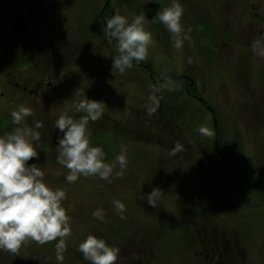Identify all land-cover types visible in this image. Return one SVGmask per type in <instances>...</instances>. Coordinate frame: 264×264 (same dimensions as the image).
Returning a JSON list of instances; mask_svg holds the SVG:
<instances>
[{
  "label": "rangeland",
  "instance_id": "obj_1",
  "mask_svg": "<svg viewBox=\"0 0 264 264\" xmlns=\"http://www.w3.org/2000/svg\"><path fill=\"white\" fill-rule=\"evenodd\" d=\"M65 1L68 0H63V3ZM86 1L87 3L85 0H71L73 7H66L67 5L62 3L63 24L70 22L69 27L74 28L75 31L76 24L81 23V19L86 23L91 22L94 15L90 14V11H94L96 5L93 7V0ZM100 2L102 3L101 0ZM129 2L130 0H111L107 17L117 10L127 15L129 19L136 15L144 16L145 28L151 32L155 41L149 46L146 57L152 63L153 69L161 77L166 74L173 75L171 79L165 80L167 83H172L171 87L179 83L175 76H187L189 84L195 85L199 97L198 104L196 98L195 100L193 97L183 95L189 106L195 105L200 108L201 101H206L205 107L214 109L221 128L226 132L225 136L232 140V143H236L243 156L258 157V164L261 166L259 171L264 179V56L256 55L252 50L254 41L264 45V0H180L183 7L181 21L184 30L191 29L188 33L189 39L183 41L180 49L174 46L173 34L158 20L153 22L152 19L158 10L168 6L171 0ZM199 20L204 25L211 24L214 27L216 33L212 38H203L204 33L198 26ZM194 21H197L195 25ZM73 34L70 33L68 37L75 42L86 39L83 33ZM97 39L99 42L91 49L89 55L91 58L77 54L76 60L83 62L75 64L71 72L78 75L75 78L79 83L70 85L66 79H63L67 90L58 86L59 91H49V94L47 92V95L41 98L11 96L5 83L0 82V114L9 113L20 104L29 106L33 113L39 111L42 114L26 118L29 126H34L36 121L42 124V127L37 129L41 138L38 142H34L38 156L27 163L38 164L45 173L44 180L47 184L52 188L64 190L65 199L62 205L66 204L67 208L71 206L73 211L70 214L64 207L69 217L70 234L64 238L62 261L56 259V243L59 237L43 244L27 239L17 252L11 253L12 256H26L32 264H69L71 261L74 262L73 259L77 264H82L83 262L75 254L77 250L79 251V243L88 234L97 237L108 236L110 239L120 241L129 247L127 249L131 252L130 249H134L135 245L128 242L127 237L131 241L134 238L137 242L142 236L149 242L152 230L155 232L151 234L155 233L159 237L160 231L166 232V225H170L169 229L175 234V238L171 240L173 243L169 241L168 243L171 244L166 245L163 238L159 239V242L163 247L166 245L169 251L183 253L184 264L186 261L188 264H195L198 251H193L190 241L187 240L198 236L196 233L192 234V230L198 227L212 230L211 227L222 225L221 228L233 227L232 236H235L237 230L240 240L235 255H231L229 246L224 244L221 246L222 259H227L226 261L233 259L236 264H264V201L255 199L254 192L242 181L246 177L245 169L243 164L231 161L237 160L236 158L221 160V167H217L218 161L214 163V159L206 160L207 166L210 164V167L201 169L202 175L198 172L193 175L190 173V167L194 165L192 161L197 159H189L188 154L183 150L174 148L175 143L181 148L185 143L182 138H176L174 143L168 139L167 143L152 135L137 139V135L131 132L126 139V136L117 133L115 140L118 146H124L127 157V166L122 175L115 174L120 171L117 165L110 182L100 179L99 176L83 175L78 176L73 182L66 181L65 177L69 170L58 162L57 136L62 133L56 129L55 120L65 110L74 116L80 115L72 107L75 97L71 96V93L74 90L85 92L90 98L104 101L109 112L116 111V117L121 114L124 120L133 109L143 107L142 102L151 99L153 95L151 88L144 84V81L147 82L146 78H150L146 70L141 67H132L123 74L114 70V80H119V83L109 81L102 67L107 60L103 55H111L112 60V55L117 53L111 43L102 42V37ZM89 43L92 46L96 44L91 43V40L83 44L87 46ZM67 59L74 60L70 57ZM88 60L89 62H86ZM54 82L55 79L53 84ZM56 85L58 84H54ZM75 86L77 88H74ZM152 87L156 88L155 83ZM60 92H65L62 97L52 94ZM189 113L194 117L197 110L194 109ZM43 115H48L50 120L47 117L44 120ZM203 118L204 121L198 126L191 125L186 118L182 126L190 129H199L203 126L212 132V114L205 111ZM104 119L102 116L92 121V127L96 125L94 133L103 130L100 122L107 123ZM106 126L110 127V124ZM14 127L15 125L8 131ZM111 128L115 129V126ZM194 134V141L204 148L205 153L213 149L215 145L212 143V135L204 137L196 132ZM190 155H192L191 151ZM145 161L151 162V166ZM186 179L189 183L185 181ZM153 187L161 192L159 205L154 207L147 205V199L142 200L145 197L144 193L150 192ZM185 194L193 195L194 203L184 207L177 206L180 202L177 200L185 199ZM114 200H119L125 205L123 213L113 207ZM197 201L200 206L195 204ZM97 209L102 211L103 219L92 215ZM185 210L189 211L187 214L189 216L181 215ZM190 216L192 218H189ZM139 225L143 226L140 232L133 228ZM179 226L186 230V236H183V230L177 232ZM105 229L117 234H107ZM103 231L104 233H100ZM186 241L189 242L188 245ZM163 255L165 256V253ZM226 261L222 264H229ZM7 262L11 264L9 259ZM29 262L26 260L24 264H30Z\"/></svg>",
  "mask_w": 264,
  "mask_h": 264
},
{
  "label": "clouds",
  "instance_id": "obj_2",
  "mask_svg": "<svg viewBox=\"0 0 264 264\" xmlns=\"http://www.w3.org/2000/svg\"><path fill=\"white\" fill-rule=\"evenodd\" d=\"M183 7L180 0H171L168 6L159 9L152 18L153 22L162 23L174 36V46L182 47L183 41L189 39V28L184 30L181 17ZM102 31L109 40H115L116 55H112V70L123 74L133 67V61L139 63L146 59L149 46L154 44L152 34L145 28L143 15L121 14L119 10L105 18ZM252 50L256 55L264 56V45L254 41ZM114 72V74H115ZM106 106L105 102L90 98L85 92H76L72 107L74 116L67 110L61 112L55 120L56 129L62 135L57 136L58 162L69 170L65 179L75 181L78 176H99L109 180L114 169L119 166L116 175H122L127 166L124 146L115 158L109 162L100 145L90 143V121L98 120ZM33 115L25 104L18 105L11 111V122L15 125L11 131L0 134V250L15 253L27 239L45 243L60 239L56 243V259H64V238L70 234L69 217L62 201L65 192L52 188L44 180V171L36 163H27L38 156L34 142L41 134L42 127L36 121L34 126L26 123V118ZM204 136L212 133L206 127H199ZM148 203L156 206L161 192L153 187L146 194ZM116 211L123 213L125 205L119 200L113 201ZM93 216L103 219V213L97 209ZM79 251L91 264H115L119 248L108 244L102 237L88 234L80 243Z\"/></svg>",
  "mask_w": 264,
  "mask_h": 264
},
{
  "label": "flooded vegetation",
  "instance_id": "obj_3",
  "mask_svg": "<svg viewBox=\"0 0 264 264\" xmlns=\"http://www.w3.org/2000/svg\"><path fill=\"white\" fill-rule=\"evenodd\" d=\"M70 1L68 0L63 3V0H0V82L3 81L5 83L4 85L7 86L9 95L41 98L43 95L46 96L47 92L49 94V91H59L57 89L58 86L61 89L67 90L63 79H66L70 85L79 83L75 78L78 75L71 72L75 64L83 62L76 60L77 54L79 56L86 55V57L88 56L87 58H91L89 56L91 49L96 47L99 42L97 37H102V42L111 43L112 48H115V40L107 39L102 31V25L106 18L104 16L105 6H107L109 0H101L102 3L100 0L92 1L93 7L96 5L95 10L98 11V21H96L98 25L96 28H92L91 22L87 23L89 25H86L84 28L83 25L86 21L81 19L82 22L76 24L77 28L75 31L74 28L69 27L70 22L68 20L69 23L63 24L62 22V3L63 5H67L66 7H73ZM85 2L87 3L86 0ZM98 2L101 4H98ZM85 6L87 7V5ZM256 14L260 15V13ZM81 25L84 29L79 28ZM70 33H74L75 35L83 33L86 39L76 40L75 42L73 39H69ZM89 40H91V43L95 42L96 44L92 46L89 43L85 46L83 43L89 42ZM69 57L74 58V60L69 61L67 59ZM103 57L107 58L102 65L107 73V79L115 81L118 84L119 80H114L115 75L112 70L111 55L106 54ZM86 62H89V60ZM53 79H55L54 84L58 85L54 86ZM150 80L154 81L153 79ZM186 80L190 83L188 79ZM43 83L44 86H42ZM74 88H77V86ZM76 92L80 91L74 90L71 96L75 97ZM64 93L52 94L62 97ZM3 94L4 92L1 93V95ZM193 96L199 100L197 95ZM33 115L41 116L42 114L38 111V113H33ZM45 117L48 118V115H43L44 120H46ZM48 119L50 120V118ZM184 142L181 146H184L185 154H188L189 159H192L188 147L189 143L185 139ZM199 147L201 148V145ZM195 161H204L205 163L206 159H197ZM140 226L132 227L140 232V229L143 228V226ZM150 226L152 229V225ZM166 226L167 229L170 228V225ZM216 226L211 227L213 228L212 230L207 227H203V229L199 227L194 228L192 234L195 235L196 233L198 236L194 239H187L192 245V250L198 251V259L195 264L224 263L227 259H222L221 246L223 244L231 248V255H235V250L240 242L237 230H235V236H232L233 227L221 228L222 225ZM118 229L121 231L120 227ZM105 230L107 234H117V232H112L110 229ZM151 232L149 242L142 236V238H138L137 242L133 237H131L133 238L132 241L127 237L128 242L135 245L134 249H130L132 250L131 252L127 249L129 247L120 243V241L110 239L108 236L102 238L108 244L119 248L118 259L115 264H184L183 253L169 251L168 248L163 249V246L158 244L159 237L155 233H152V235ZM188 244L189 242L186 241V245ZM163 253H165V256ZM77 254L83 256L78 250L75 254L77 258H81L87 262L84 257H80ZM73 260L74 262L71 261L70 264H77L75 259ZM226 262L236 264L233 259L230 261L228 259ZM87 264H90V261ZM186 264H188L187 261Z\"/></svg>",
  "mask_w": 264,
  "mask_h": 264
},
{
  "label": "trees",
  "instance_id": "obj_4",
  "mask_svg": "<svg viewBox=\"0 0 264 264\" xmlns=\"http://www.w3.org/2000/svg\"><path fill=\"white\" fill-rule=\"evenodd\" d=\"M135 0H130L129 3H132ZM111 0L108 1L107 6L105 8L106 11H104V16L107 17L109 14L108 11L110 10V4ZM109 5V6H108ZM108 7V8H107ZM90 14H93L96 19H92L91 24L93 27L96 28L98 23V11L94 9L90 11ZM197 22V21H196ZM194 21V25L196 24ZM199 23V29L204 33L203 38L209 39L212 38L216 31H214V27L210 24L209 26L206 24L204 25L201 20L198 21ZM86 25H89L87 23H84V28ZM100 25V21H99ZM83 26H79V28H83ZM202 33V34H203ZM201 34V35H202ZM206 37V38H205ZM116 43V42H115ZM133 67L138 68L141 67L143 70H146V73L148 74V77L150 79H153L154 81H151L150 79H147V82L144 81V84H147V87L149 89L151 88V92H153V95H151V99H147V101L142 102L141 105L143 107H139L138 109H133L131 111V114L127 115V119L122 118L121 114L116 117V111L115 113H109L108 108L105 106L103 113L101 117L103 116L105 119V124L100 122V125L102 126L103 130L101 129L97 133L95 132V127H92V121L89 122V128L91 129V136H90V143L93 145H100L103 147V150L106 154L105 159L107 161H111L110 159H114L115 156L120 153L121 146H118L116 139V134L119 133L121 135H124L126 139H128V136L132 132V134L137 135V139H142L143 137H148L149 135L156 136L158 140L166 141L168 143V139H171L174 143L176 138H182L183 140L187 139L186 141L189 143V151L192 152V158L193 159H202L205 158L206 160H213L216 163L217 167H221V160H227V159H237V160H231L232 162L236 161V163L243 164V169H245L246 177L242 181L247 185L246 187L251 189L252 192H254L253 197L257 200H263L264 201V179L261 175V171L259 164H258V157H245L243 156L240 148L236 145V143H232V140L227 138L226 132L223 131V129L220 126L218 117L215 113L216 118V125L212 121V143H214V140L216 138L218 149L220 153L222 154L219 156L213 147L210 152L205 153L204 148L201 146V148L198 146L199 144L194 141L193 135L194 133H198L201 135L198 129H190L185 128L182 126V123L188 118L191 125L198 126L204 121L203 118V112L208 111L206 106V101H201L202 104L199 106L190 105L189 102L184 99L183 95H187L190 98L195 97L193 95L196 94V89L194 84H189V82L186 81L185 78L181 77L178 78L179 83L175 84L174 87L172 86V83H167L166 79H171L173 75H167L161 79V76L159 73H156V71L153 69L152 63L149 62L147 59L140 61L139 63L133 61ZM175 78V77H174ZM176 79V78H175ZM156 85L155 87H152V85ZM153 89V90H152ZM196 100V99H195ZM186 101V102H185ZM199 104V100H196ZM188 104V105H187ZM197 110V114L193 117L191 112L192 110ZM209 112V111H208ZM82 113H80L81 115ZM210 114V112H209ZM109 115V116H108ZM126 116V114H124ZM100 117V118H101ZM99 118V119H100ZM31 120V119H30ZM200 120V121H198ZM124 122V126H123ZM110 124V127L106 126L107 124ZM91 124V127H90ZM13 126L11 122V112L9 113H1L0 114V132L5 133L8 131L9 128ZM111 126H115V129L111 128ZM125 128H123V127ZM114 136V138H113ZM204 136V135H202ZM205 137V136H204ZM145 139V138H144ZM148 139V138H147ZM178 144L175 143L174 148H179L183 150L185 153L184 146L178 147ZM133 146V145H132ZM128 150V149H127ZM126 150V151H127ZM130 152V151H127ZM194 155V156H193ZM138 158V157H137ZM262 159V158H261ZM260 160V159H259ZM230 162V161H229ZM147 165L151 166V162L145 161ZM194 165L190 167V173L193 175L201 174V169H204L206 167H210V164H208L204 161L203 162H195L193 161ZM260 163V162H259ZM212 167V166H211ZM188 172V171H187ZM190 173L188 174V177L190 178ZM187 178V179H189ZM185 180L187 183H189V180ZM182 180V179H181ZM241 181V184L243 183ZM145 194V193H144ZM186 195V194H185ZM185 199H179L177 201L179 202V207H184L185 205H192L193 202V195L187 194ZM146 199V196L142 198L144 201ZM140 201V199L138 198ZM159 199L157 200L156 205H159ZM141 202V201H140ZM146 204V203H145ZM196 205H199L198 201L195 202ZM150 205L149 203L147 204ZM66 204H63V207H66ZM152 206V205H150ZM154 207V206H153ZM66 211L70 214L73 213L71 210V206L66 207ZM189 211L185 210L181 215L182 216H189L187 215ZM189 218H192L190 216ZM187 218V219H189ZM186 219V220H187ZM147 224L149 222H146ZM145 225V224H144ZM165 225V224H164ZM182 227L179 226L177 229V232H181L183 230V236H186L187 232L184 229H181ZM105 231V230H104ZM100 232V233H104ZM173 230L167 229L166 232L160 231L159 239L163 238L165 239L166 245H169L173 243L171 241L173 238H175V234L172 233ZM100 237V236H99ZM183 240L185 241V237H183ZM171 243H168V242ZM164 243V242H162ZM160 246H163L161 242H159ZM163 247V249H166ZM11 261V264H16V262H19V264H24L25 261L29 262V258L26 256H15L13 257L11 252L0 250V264H9L7 260ZM83 263L87 264L85 260L79 258ZM30 263V262H29ZM32 264V263H30ZM70 264V263H69Z\"/></svg>",
  "mask_w": 264,
  "mask_h": 264
},
{
  "label": "water",
  "instance_id": "obj_5",
  "mask_svg": "<svg viewBox=\"0 0 264 264\" xmlns=\"http://www.w3.org/2000/svg\"><path fill=\"white\" fill-rule=\"evenodd\" d=\"M177 77H179V76H177ZM214 123H215V120H214ZM215 147H217V142L216 141H215ZM217 152L219 153L218 148H217Z\"/></svg>",
  "mask_w": 264,
  "mask_h": 264
},
{
  "label": "bare ground",
  "instance_id": "obj_6",
  "mask_svg": "<svg viewBox=\"0 0 264 264\" xmlns=\"http://www.w3.org/2000/svg\"><path fill=\"white\" fill-rule=\"evenodd\" d=\"M166 75H164L163 77H165ZM163 77H161V78H163Z\"/></svg>",
  "mask_w": 264,
  "mask_h": 264
}]
</instances>
